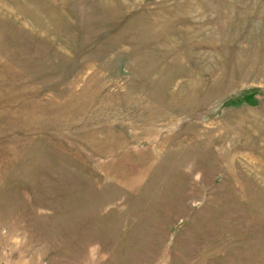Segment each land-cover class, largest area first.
<instances>
[{
	"label": "rangeland",
	"instance_id": "obj_1",
	"mask_svg": "<svg viewBox=\"0 0 264 264\" xmlns=\"http://www.w3.org/2000/svg\"><path fill=\"white\" fill-rule=\"evenodd\" d=\"M0 264H264V0H0Z\"/></svg>",
	"mask_w": 264,
	"mask_h": 264
}]
</instances>
